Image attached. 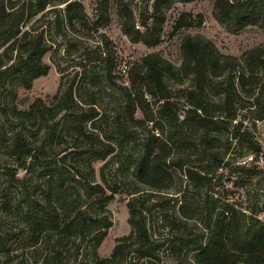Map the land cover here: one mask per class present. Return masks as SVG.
Instances as JSON below:
<instances>
[{
    "label": "trees",
    "instance_id": "1",
    "mask_svg": "<svg viewBox=\"0 0 264 264\" xmlns=\"http://www.w3.org/2000/svg\"><path fill=\"white\" fill-rule=\"evenodd\" d=\"M68 1L0 0V97L9 82L16 79L30 88L34 79L49 72L50 64L44 56L57 43L49 34L53 25L60 37H67V28L85 37L89 27L99 31L110 22L113 3L121 17L122 30L132 42L155 47L162 41L163 7L170 0H156L154 10L142 11L139 19L128 0H98L95 17L88 14L82 2ZM61 4L65 6H58ZM40 12L55 16L44 25L25 30V24ZM213 15L231 33L248 26L264 29V0H215ZM190 17V12L182 13L173 31L191 25ZM98 33L99 41L94 47L72 44L80 51L77 65L83 70L79 79L75 75L50 105L38 98L27 109L13 110L21 126L33 115L46 112L53 121L39 144L23 128L12 127L8 145L15 161L7 168L10 176L20 178L19 169L41 167L45 171L47 196L36 200L39 217L27 221L30 245L39 244L46 235L52 236L47 238L51 244L41 264H64L65 258L71 257V248L75 249L76 260L85 244L92 248L97 264H264V220L257 216L258 209L242 210L234 203L220 206V199L212 195L214 182L222 179L219 169L230 162L217 150L223 141L228 148L232 138L242 148L256 149L248 135V122L264 119V46L251 49L241 61L233 55L222 56L211 39L187 34L182 39L179 68L161 53L150 51L126 63L124 73L117 69L113 40L104 32ZM171 81L179 88L174 89ZM82 85L89 86L87 96L81 93ZM100 92L113 108L97 99ZM185 129L198 132V141L187 138ZM55 140L63 144L71 141L60 162L78 176L74 179L82 187L86 205L81 201L66 210L60 198L54 196L62 192L52 186L57 181L51 169L54 165L57 169L59 160L48 159L44 151L47 141ZM130 144L143 151L140 155H125L136 165V179L156 192L139 187L131 192L135 194L128 201L132 232L119 239L109 257L99 258L97 248L113 225L106 205L120 190L118 183L110 184L106 178V184L90 180L87 172L95 173L94 162L105 161L118 147L123 150ZM200 145L208 155L209 166H193L183 158H175L182 149L198 151ZM246 164L236 168L246 177L264 172L258 164ZM179 169L184 170L189 185L202 188L205 195L199 204H191L183 195L178 212L171 214L168 206L177 196L168 192ZM151 197L155 198L147 205ZM97 204L102 205L98 211ZM5 209L9 210V206ZM155 209L161 211L166 234L153 232L149 213ZM13 238L14 234L0 228V251L11 253L7 245ZM164 249H170L172 258L163 259ZM185 250L194 251L192 257H182Z\"/></svg>",
    "mask_w": 264,
    "mask_h": 264
},
{
    "label": "rangeland",
    "instance_id": "2",
    "mask_svg": "<svg viewBox=\"0 0 264 264\" xmlns=\"http://www.w3.org/2000/svg\"><path fill=\"white\" fill-rule=\"evenodd\" d=\"M71 1L82 2L88 14L91 17L96 16L98 0H69L68 2ZM128 1L139 19L142 11H149L151 13L154 10L156 0ZM214 1L193 0L183 2L180 0H170L163 7L165 20L163 23L162 41L155 47H147L141 42H132L124 34L121 17L115 3L111 7L110 22L100 28L99 31L89 27L91 29L87 30L89 34H85V37L82 32L80 34L81 36H78L75 32H71L67 28L69 31L68 35L66 38H63L57 34L55 25L52 26L49 34L57 39V43L44 56L45 62L50 64L49 72L46 75L34 79L30 88L25 87L16 79L9 82L7 90L0 97V228L4 232L14 234V238L9 239L7 245V248L12 249L11 253H8V251L4 252L3 250L0 251V264H41L46 250H48L51 244L50 239L47 241V238L52 237L46 235L39 244L35 246L30 245L31 229L27 221L39 217L36 200L46 198L49 189V186L45 184L46 175L44 169L41 167L35 170L31 169L30 171L19 169L17 174H19L20 178L17 179L10 176L7 172L8 166L15 165V161L10 156L8 147L11 144L9 137L13 132L11 128H15L14 130H21L23 128L25 134L35 144H39L43 140L42 137L47 131L48 124L53 122L50 120L51 114L46 112L44 115L42 113L38 116L33 115L30 120L26 121L24 126H21V124H17L18 121L13 111L14 108L27 109L38 98H41L46 105H50L53 97L56 94H61L64 86L69 84L75 75H79V79L83 70L81 66L77 65L80 51H76V48L72 44L76 42L79 47H83V44L87 43L90 47H94L99 41L98 32L106 33L113 40L118 54L119 66L117 69L121 72H124V64L133 63L150 51L161 53L176 68H179L183 59L181 48L182 39L187 34L209 38L215 43L222 56L233 55L241 61L244 60L246 53L251 49L264 46V29L257 26H248L238 33L227 31L213 15ZM58 6L64 7L65 5L61 4ZM184 12H190L192 14L189 20H192L193 23L174 32V24L177 18ZM54 16L51 12L47 16L44 15V12H40L25 24L24 29L26 30L33 25H44L49 17L53 18ZM13 43L12 41L10 44ZM261 76H264L263 72H261ZM170 84H172L174 89L180 86L173 83V81ZM187 85L185 84V86ZM88 87L82 85L81 93L84 96L90 93ZM97 99L103 102L104 105L108 104V108H113L114 106L112 103H107V99H104L102 92L97 95ZM242 112L245 113V109ZM248 124V135L253 140L256 149L248 150L246 146L242 148L236 143V139L232 138L230 139L232 142L231 146L228 148L229 144L223 141L222 146L218 147L217 150H220L224 154L225 160L227 161L228 159L230 162L224 168L219 169V172L222 173V179L214 182L215 193L213 192L212 195L220 199V206H224L227 203H234L236 208L242 210L257 208V216H260L264 220V172H261V175L255 177H246L239 169H236L237 166L247 163L246 165L258 164L264 170V119H257L256 121L250 120ZM185 133L188 134L187 138L191 139V141H198L199 133L194 129H185ZM65 142L63 144L56 140L53 142L47 141L44 152L48 159L59 160L57 169H55V165L51 169V172L55 175L54 181H57V184L52 186L59 192L62 190L61 193L54 196L55 198H60L61 202L67 208L66 210H68L73 204L81 202L82 200L84 201L85 196L82 192L81 185L74 179L78 178V176L73 171H68L60 162V157L69 150L67 146L71 144V141L68 143ZM200 146L198 151H195V149H182L175 158H183L193 166H209L210 161H208V155L206 153V155L204 154L203 146ZM142 152V148L136 144L126 145L123 150L118 147L117 152L110 155L105 161L94 162L95 173L87 172L90 180L106 184V178L110 184L118 183L120 190L118 193H115L114 198L106 205L107 212L113 220V225L107 229L103 241L97 248L99 258L109 257L119 239L128 236L132 232V225L129 221L130 209L128 201L135 194L131 192L137 187L145 191L156 192V190L149 188V186L139 183L136 179V165L133 159L128 158L127 160L125 157L127 153L140 155ZM256 152L259 153L258 159ZM175 176L173 187L168 192L169 195L177 196L168 206V211L171 214L178 212L182 204L181 197L183 195L187 196L191 204L201 203L205 195L202 188L198 189L189 185L184 170H177ZM59 184H62V187ZM80 194L81 197H79ZM154 198L151 197L146 204L149 205L150 202H153ZM83 204L86 205L85 202ZM194 204L192 205L193 208H195ZM6 205L9 206V210L5 209ZM101 206V204H97L95 209L98 211ZM160 213L161 211L157 209L149 213L152 219L151 226L155 235L157 233H167L165 226L162 225V216ZM24 251L25 256H22ZM91 252L92 248L85 244L82 247L80 257L75 260V249L71 248L69 251L71 254L70 259L65 258L63 263L97 264ZM193 253L194 251L185 250L182 253V257H192ZM171 254L170 249H164L162 251L164 260L172 258ZM9 259L10 261H8Z\"/></svg>",
    "mask_w": 264,
    "mask_h": 264
},
{
    "label": "built area",
    "instance_id": "3",
    "mask_svg": "<svg viewBox=\"0 0 264 264\" xmlns=\"http://www.w3.org/2000/svg\"><path fill=\"white\" fill-rule=\"evenodd\" d=\"M124 73H126V71H127V69H128V66H127V64H124Z\"/></svg>",
    "mask_w": 264,
    "mask_h": 264
}]
</instances>
